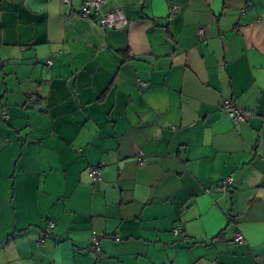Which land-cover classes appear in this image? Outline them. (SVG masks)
I'll return each mask as SVG.
<instances>
[{"label": "crops", "instance_id": "obj_1", "mask_svg": "<svg viewBox=\"0 0 264 264\" xmlns=\"http://www.w3.org/2000/svg\"><path fill=\"white\" fill-rule=\"evenodd\" d=\"M61 1L0 0V264H264V0Z\"/></svg>", "mask_w": 264, "mask_h": 264}, {"label": "built area", "instance_id": "obj_2", "mask_svg": "<svg viewBox=\"0 0 264 264\" xmlns=\"http://www.w3.org/2000/svg\"><path fill=\"white\" fill-rule=\"evenodd\" d=\"M105 0H86L80 7L78 15L82 17L87 18H93V16H98L97 11L100 8V6L104 3ZM62 5L64 8L70 9L72 0H62ZM177 8L173 7L170 10V13L176 12ZM244 10L241 12V15H244ZM70 12L69 10L66 12V15H68ZM96 24L100 28H107V29H116L119 27H124L127 25V20L125 19L123 13L121 10L116 9L109 13L101 14L98 19L96 20ZM198 36H202V31H198ZM50 64V63H49ZM140 90L144 88L143 83H139ZM28 102H31L32 104H35V96L29 95L27 98ZM222 108L225 110V112L229 115V117L232 119L234 123H242L245 121H248L251 119L252 115L251 113L247 111H239L236 110L234 105L230 102H226L222 105ZM0 117L3 122H6L9 118L8 114L6 113L5 109H1ZM143 156L141 153H139L137 157V163L138 165H143ZM102 165L90 167L88 169V174L91 177L92 182L100 181V173H101ZM233 185V179L231 177H227L219 185H212L209 189H217L221 191L222 193L227 192L230 187ZM54 228V224L50 221H47L46 227H45V234H49L51 230ZM173 235H178L181 233V229H174L172 231ZM181 241L185 242L184 235L181 234ZM242 237L240 234L236 233L234 237L235 243H241ZM37 245H40L41 242H37ZM100 252L99 249V241L97 238L93 237L91 246L89 248V254L91 256H97Z\"/></svg>", "mask_w": 264, "mask_h": 264}]
</instances>
